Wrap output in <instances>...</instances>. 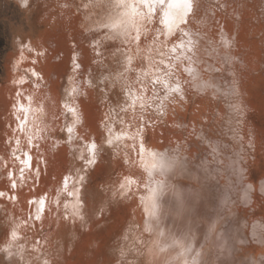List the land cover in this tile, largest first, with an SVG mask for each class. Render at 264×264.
Here are the masks:
<instances>
[{"label": "rangeland", "instance_id": "374dc122", "mask_svg": "<svg viewBox=\"0 0 264 264\" xmlns=\"http://www.w3.org/2000/svg\"><path fill=\"white\" fill-rule=\"evenodd\" d=\"M138 1V7H135L139 13L132 6L138 14L131 15V9L120 0H28L26 5L14 0H0V264H144L149 255L163 259L161 252H158L160 256L156 255L154 247L163 243L164 236L146 221L150 217L142 205V194L147 187L141 183L146 181L135 158L143 157L145 151L141 149L138 152L136 147L124 144L117 136L124 130L130 134L127 135L129 142L137 133V139L145 146L159 149L165 145L170 150L177 149L176 154L179 153L178 156L187 163L191 162V167L195 169V172L192 171L193 178L201 179L203 185L211 178L218 179L219 174L218 183L225 175V178L235 176L243 181L250 179L259 185L264 177V0H193V11L187 13L188 20L183 10L180 11L182 19L173 23L174 30H178L177 37L171 36L169 42H179L181 34L180 39L184 35L194 42V48L189 52L195 54L193 61L186 57V52L181 54L187 69L176 63L174 50L168 52L170 63H164L157 52L158 49L164 51L162 46L155 50L148 48L152 45L149 43L151 38H155V31L160 33L161 27L166 28V25L162 22L163 11L156 6L158 0L153 2L158 11L147 7L146 12ZM174 7L181 9L182 3ZM177 26L180 30L176 29ZM74 50L77 57L85 59L87 64L86 68L79 69L78 74L75 73L78 70L74 62L76 55L74 58L72 55ZM170 70L177 73L171 74ZM194 73L198 74L194 76ZM164 79L179 85L170 98L163 96ZM79 82L81 89L75 92L72 85ZM55 83V87L52 86ZM49 89L56 102L47 94ZM61 96L73 100L71 111L62 104ZM84 103L88 110L81 108ZM75 108L78 110L75 111ZM63 110L64 113H60ZM50 113L55 114L56 120H50L53 119L48 117ZM79 117L82 119L78 120ZM226 121L233 122L234 130L230 129L231 122L229 126ZM230 130L233 133L231 136V133L228 135ZM74 140L81 144L78 148H73L71 143ZM208 140L209 143L213 141L212 145L208 144ZM89 141L97 144L92 146L98 149L96 163L91 162L93 158L86 147ZM234 142L241 144L236 146ZM231 145L236 146H233L234 149L239 146L235 149L239 161L235 150L232 155ZM126 152H129L128 157ZM212 152L219 155L217 160ZM56 157L60 158L55 165ZM129 157L136 163H132ZM74 163L83 167L87 177L85 184L83 178H78L77 182L76 176L71 183L72 189L76 186L82 191L79 197L84 199L80 204L75 201V195L65 190L60 192L59 189L60 183L67 179L65 171L69 173ZM184 167L188 168V164ZM240 171L241 175L237 177L236 173ZM134 175L139 181L135 180L125 189L123 182L128 178L134 179ZM186 177L189 182L193 180ZM169 191L161 195L171 204L164 209L173 210L178 223L189 231H185L184 239L197 238L200 242L192 262L226 264V258L231 257L228 254L229 242L222 240L228 246L226 253L224 248L215 246L217 254H213L217 259L211 260V263V245L216 238L209 239L204 231L199 234L198 230L204 223L194 216L195 208L186 210L178 207L179 211L172 203L181 198L173 194L169 196ZM36 192L53 195V206L46 210L47 213L40 215L31 211L29 204L33 203ZM260 195L264 196V192L260 191ZM68 198L71 201L67 202ZM235 201L241 207H248L247 203L241 205L238 200ZM236 203L230 202L229 212L231 208L236 210ZM188 213L195 217L192 224L196 228L191 230H188L191 223L182 221ZM232 214L226 215V219ZM215 229L216 225L212 226V230ZM243 232L240 231V234ZM13 233H16L15 237ZM239 246L249 247L245 249L248 254L260 252L251 246L250 241L242 240L240 244L233 243V254H240ZM167 248L162 252H167ZM167 254L166 258L171 259L165 264H176V259Z\"/></svg>", "mask_w": 264, "mask_h": 264}, {"label": "bare ground", "instance_id": "6f19581e", "mask_svg": "<svg viewBox=\"0 0 264 264\" xmlns=\"http://www.w3.org/2000/svg\"><path fill=\"white\" fill-rule=\"evenodd\" d=\"M15 2H17V3H21V4H27V1L28 0H14ZM120 1H122V2H124V3H126L127 4V6L131 9V12H129V13H131V15H132V13H135V11L138 9L137 7V0H120ZM139 1H141V0H139ZM138 1V2H139ZM153 2H155V0H151V3L150 4H146V3H140V5L142 6V8H143V10H144V12H146V8L147 7H150V9H152V11H154V10H156V11H158V8L156 9L155 8V3H153ZM180 2V0H163V3L164 4H162V3H160L159 2V0L157 1V3H156V6H159L160 7V9L163 11V13H162V18H163V24L164 25H166V28H163V27H161L162 29H161V31H160V33H158V32H156V31H158V30H154L155 31V38L153 37V38H151V40H150V42L149 43H152V45L150 44V46L148 45V48L150 49V50H155V48L157 47H159V48H161V46L163 47V50L164 51H162V50H160V49H158V51L157 52H159L160 54H161V58H163L162 60L164 61V63L166 62V63H170L169 62V60L167 59V57L169 56L168 54L170 53V52H172V51H170V50H174L175 52H173V54L176 56V63H179V65L181 66V68L183 67V68H186L187 69V64H186V62L181 58L182 57V53H184V52H186L187 54H186V57L187 58H189L190 59V61H193L194 60V57L193 56H195V54L194 55H191V53H189V52H191V50H193V48H194V42L190 39V38H186V36H182L181 37V39H180V36L182 35H179L178 36V39H179V42H175V43H170L169 42V39L171 38V36L173 37V35H175L176 34V32L178 33V30H174V26H173V23L175 22V21H177L179 18H181V17H183V15H182V13H180V11H182L183 10V5H182V8L181 9H177L176 7H174L175 5H177L178 3ZM110 3V2H109ZM209 3V2H208ZM200 4V3H199ZM108 6H109V4H108ZM134 7V8H136L135 9V11H134V8H133V10H132V8L131 7ZM135 6H137V7H135ZM101 7V6H100ZM127 7V8H128ZM127 8H126V10H127ZM141 8V9H142ZM102 9V8H101ZM149 9V8H148ZM112 10V9H111ZM125 10V11H126ZM124 11V10H123ZM122 11V12H123ZM138 11V10H137ZM141 11V10H140ZM193 11V10H192ZM110 12V11H109ZM150 12V11H149ZM138 13H139V11H138ZM138 13H135V14H138ZM148 13V12H147ZM153 13V12H152ZM115 14V13H114ZM123 14V13H122ZM134 14V15H135ZM150 14H151V12H150ZM129 15V14H128ZM127 15V16H128ZM133 15V16H134ZM147 15V14H146ZM198 15V14H197ZM124 16V15H123ZM132 16V17H133ZM150 16V15H149ZM153 16H155L154 15V13H153ZM103 17V16H102ZM129 18H130V16H128ZM131 17V18H132ZM146 17H148V15L146 16ZM105 18V17H104ZM129 18H128V20H129ZM153 18V17H152ZM124 19V18H123ZM145 19V18H144ZM182 19V18H181ZM186 19L188 20V14H186ZM55 20V19H54ZM120 20V18H118V21ZM116 21V20H115ZM114 21V22H115ZM239 21V20H238ZM90 22V21H89ZM88 22V23H89ZM112 22V21H111ZM126 22V21H125ZM124 22V23H125ZM148 22V21H147ZM110 23V22H109ZM121 23V22H120ZM123 23V24H124ZM122 24V23H121ZM120 24V25H121ZM129 24H131V23H129ZM136 24V23H135ZM134 25V24H133ZM152 25V24H151ZM163 25V26H164ZM131 26V25H130ZM162 26V25H161ZM143 27V26H142ZM180 27V26H179ZM179 27L177 26L176 27V29H179ZM184 26H182V28H183ZM125 28V27H124ZM136 28V27H135ZM148 28V27H147ZM146 28V29H147ZM150 28H154V27H150ZM157 28V27H156ZM155 28V29H156ZM127 29V28H126ZM184 30L186 29L185 27L183 28ZM132 30V29H131ZM148 30V29H147ZM160 30V29H159ZM180 30V29H179ZM150 31V30H149ZM154 31H153V34H154ZM150 32H152V31H150ZM188 33V32H187ZM176 36V35H175ZM174 36V37H175ZM177 37V36H176ZM197 39V38H196ZM206 39V38H205ZM77 40V39H76ZM198 40V39H197ZM147 41V40H146ZM174 41V40H173ZM30 42V41H29ZM34 44V43H33ZM214 44H215V42H214ZM39 45V44H38ZM75 45V44H74ZM224 46H226V45H224ZM145 49V48H144ZM165 49H166V51L167 52H165ZM34 50V49H33ZM70 50V49H69ZM53 51V50H52ZM77 51V50H76ZM162 51V52H161ZM78 52V51H77ZM80 52V51H79ZM169 52V53H168ZM72 53H74V54H72V55H74L73 56V58L75 57V55H76V53H75V50H74V52L72 51ZM158 53V54H159ZM159 54V55H160ZM242 54V53H241ZM184 55V54H183ZM39 56V55H38ZM76 57H77V55H76ZM75 57V59H74V62L76 63V66H78V70L75 72V73H77L78 74V72H79V69L80 68H86L87 67V64H86V62H85V59L84 60H82V59H80V58H76ZM97 57V56H96ZM230 57V56H229ZM73 58H71V59H73ZM211 58V57H210ZM23 60V59H22ZM26 60V59H25ZM45 61H46V59H45ZM54 62V61H53ZM57 62V61H56ZM143 62V61H142ZM141 62V63H142ZM59 63V62H58ZM74 63V64H75ZM150 63L151 62H149V65H150ZM72 64H73V61H72ZM139 64H140V61H139ZM144 64V63H143ZM143 64H141L142 66H143ZM59 65V64H58ZM141 65H139L140 67H141ZM145 65V64H144ZM152 65V64H151ZM150 65V66H151ZM179 65H178V67H179ZM190 65V64H189ZM188 65V66H189ZM34 66V65H33ZM154 66V65H153ZM193 66V65H192ZM168 67V66H167ZM224 67V66H223ZM232 67V66H231ZM32 68V67H31ZM158 68V67H157ZM173 68H175V67H173ZM190 68V67H189ZM192 68V67H191ZM190 68V69H191ZM195 68V67H194ZM33 69V68H32ZM139 69V68H138ZM141 69V71L142 70H144L142 67L140 68ZM224 69V68H223ZM65 70V69H64ZM76 70V69H75ZM81 70H83V69H81ZM158 70V69H157ZM174 70V69H173ZM173 70H170L171 71V74H176L177 72H174ZM197 70V69H196ZM203 70V69H202ZM33 71V70H32ZM152 71H154L153 69H152ZM192 71V70H191ZM28 72V71H27ZM36 72V71H35ZM45 72V71H44ZM50 72V71H49ZM83 72V71H82ZM143 72V71H142ZM141 72V73H142ZM198 72V71H197ZM105 73V72H104ZM193 73V72H192ZM191 73V74H192ZM200 73V72H199ZM207 73V72H206ZM226 73V72H225ZM27 74H29V73H27ZM45 74V73H44ZM48 74H50V73H48ZM48 74H46L47 76H48ZM58 74V73H57ZM72 74V73H71ZM143 74H145L144 72H143ZM196 74H198V73H196ZM196 74L194 73V76H196ZM45 75V76H46ZM52 75V74H51ZM59 75V74H58ZM36 76V75H35ZM89 76V75H88ZM99 76V75H98ZM161 76V75H160ZM159 76V77H160ZM200 76V75H199ZM37 77H39V76H37ZM75 77V76H74ZM162 77V76H161ZM44 78V77H43ZM73 78V77H72ZM142 78V77H141ZM140 78V79H141ZM167 78V77H166ZM171 78V77H170ZM51 79V78H50ZM89 79V78H88ZM196 79V78H195ZM194 79V80H195ZM56 80V79H55ZM59 80V79H58ZM166 79H164V81H162V82H164V89H163V96L164 97H167V98H170L171 96H173L175 93H176V91L178 90V87H179V85L176 83V82H174V81H171V80H166ZM173 80V79H172ZM198 80H199V78H198ZM50 81V80H49ZM52 81H53V79H52ZM61 81V80H60ZM76 81V80H75ZM145 81V80H144ZM197 81V80H196ZM63 82V81H62ZM64 82H65V80H64ZM64 82L62 83V84H64ZM93 82V81H92ZM47 83V82H46ZM45 83V84H46ZM49 83V82H48ZM58 83H59V81H58ZM198 83V82H197ZM202 83V82H201ZM207 83H208V81H207ZM57 83H55V84H53L52 86H54V85H56ZM67 84V83H66ZM70 84V83H69ZM183 84V83H182ZM39 85V84H38ZM47 85V84H46ZM68 85V84H67ZM71 85V84H70ZM70 85H69V87H70ZM81 84H80V82H79V84H73L72 86H74L73 88L76 90L75 92H79V90L81 89V86H80ZM199 85H201V84H199ZM210 85V84H209ZM208 85V86H209ZM247 85V84H246ZM49 87L51 86V83H50V85H48ZM71 86V87H72ZM221 86V85H220ZM55 87V86H54ZM58 87V86H57ZM68 87V86H67ZM200 87V86H199ZM53 88V87H52ZM59 88V87H58ZM61 88V87H60ZM221 88V87H220ZM41 89V88H40ZM56 89L57 88H55V91H56ZM137 89V88H136ZM52 90V89H51ZM60 90H62V89H60ZM69 90H71V88H69ZM69 90H67V91H69ZM24 91V90H23ZM39 91V90H38ZM42 92H43V90H41ZM53 91V90H52ZM220 91V90H219ZM225 91V90H224ZM65 92V91H64ZM87 92V91H86ZM235 92V91H234ZM239 92V91H238ZM14 93V92H13ZM67 93V92H66ZM70 93V92H69ZM88 93V92H87ZM18 94H20V92L18 93ZM23 94V93H22ZM30 94V93H29ZM39 94V93H38ZM43 94V93H42ZM48 95L50 94L51 96H50V98H51V100L52 101H54V102H56L57 100L52 96V94H51V92H50V89H49V91H48V93H47ZM46 94V95H47ZM76 94H78V93H76ZM83 94V93H82ZM220 94H221V92H220ZM232 94V93H231ZM23 95H25V92H24V94ZM57 96H58V94H56ZM63 95V94H62ZM69 95H71V94H69ZM74 95H75V93H74ZM22 96V95H21ZM21 96H20V98H21ZM41 96V95H40ZM43 96V95H42ZM59 96H60V94H59ZM137 96V95H136ZM16 97V96H15ZM23 97V96H22ZM25 97V96H24ZM28 97H29V95H28ZM61 97H63L62 98V104H64V106L66 105V107L68 106L69 108V110L71 111L73 108H74V103H73V100L71 101L70 99H66V98H64V97H67V96H61ZM61 97H60V99H61ZM72 97H74L73 95H72ZM78 97V96H77ZM148 97V96H147ZM26 99H27V97H26ZM72 99V98H71ZM235 99H238V97H236ZM19 100V99H18ZM45 100H47V98H45ZM44 100V101H45ZM51 100H49V103H50V101ZM8 101H10V100H8ZM12 101V100H11ZM24 101V100H23ZM22 101V102H23ZM26 101V100H25ZM48 101V100H47ZM58 101H60L59 99H58ZM76 101V100H75ZM189 101V100H188ZM15 102V101H14ZM21 102V101H20ZM142 102V101H141ZM10 103V102H9ZM52 103V102H51ZM51 103H50V106H51ZM222 103V102H221ZM230 103V102H229ZM23 104V103H22ZM45 104V103H44ZM58 104H59V102H58ZM62 104H60V105H62ZM201 104V103H200ZM228 104V103H227ZM234 104V103H233ZM244 104V103H243ZM19 106H23V105H20L19 104ZM42 106H44L43 105V102H42ZM53 106H55V105H53ZM63 106V105H62ZM222 106V105H221ZM228 106L229 105H227V107H226V110H227V108H228ZM234 106V105H233ZM17 107H18V105H17ZM58 107H60L59 105H58ZM232 107V106H231ZM231 107H229L230 109H231ZM13 108V107H12ZM46 108V107H45ZM56 109H57V107H55ZM80 108V107H79ZM81 108H83L84 110H88L89 109V107H87L86 105H85V103H84V105L82 104V107ZM215 108V107H214ZM222 108V107H221ZM58 109H60V108H58ZM208 109V108H207ZM225 109V108H224ZM15 110H16V108H15ZM23 110V109H22ZM49 110V109H48ZM61 110V109H60ZM78 110V108L76 109L75 108V111H77ZM83 110V111H84ZM232 110H233V108H232ZM238 108H237V110H236V112H238ZM18 111V110H17ZM21 111V110H20ZM52 111V110H51ZM81 111V110H80ZM225 111V110H224ZM230 111L231 110H229V113H230ZM6 112V111H5ZM48 112V111H47ZM58 112V111H57ZM226 112V116H227V111H225ZM240 112V111H239ZM18 114H20L19 112H17ZM23 113V111L21 112V114ZM46 113V112H45ZM60 113H64V110H63V112H60ZM66 113H67V111H66ZM187 113V112H186ZM220 113V112H219ZM232 113H234V112H232ZM41 114V113H40ZM51 114V113H50ZM221 114H222V117H223V115H224V113L221 111ZM237 114V113H236ZM235 114V116H237ZM62 115V114H61ZM66 115V114H65ZM209 115V114H208ZM230 115H232V114H230ZM54 116H55V114H51L50 116H48V117H53V119H50V120H56L55 118H54ZM245 116V115H244ZM231 117V116H230ZM189 118V117H188ZM203 118V117H202ZM225 118V115H224V117H223V119ZM228 118H229V116H228ZM227 118V119H228ZM232 118V117H231ZM239 118H240V116H239ZM242 118H244V117H242ZM242 118H240V119H242ZM69 119V118H68ZM68 119H66V120H68ZM80 119H82V118H78V120H80ZM235 119V118H234ZM245 119V118H244ZM192 120V119H191ZM212 120V119H211ZM231 120V119H230ZM237 120H239V119H237ZM236 120V121H237ZM15 121V120H14ZM199 121V120H198ZM204 121H206V120H204ZM232 121V120H231ZM230 121V122H231ZM235 121V120H234ZM235 121V122H236ZM47 122H48V120H47ZM104 122V121H103ZM227 122V121H226ZM230 122H227L228 124L230 123ZM235 122H234V124H235ZM51 122L49 121V124H50ZM55 123V122H54ZM68 123V122H67ZM203 124L205 123V122H202ZM215 123V122H214ZM232 123L233 122H231V126H230V124H229V126H230V129L232 128V127H234V126H232ZM237 124H238V122H236ZM208 124H209V122H208ZM211 124V123H210ZM219 124V123H218ZM233 124V125H234ZM46 125H47V123H46ZM194 125V124H193ZM212 125V124H211ZM48 126V125H47ZM46 126V127H47ZM94 126V124L92 123V127ZM107 126V125H106ZM238 126H239V124H238ZM65 127H66V125H65ZM223 127V126H222ZM225 127H227V126H225ZM225 127H223V128H225ZM236 127V126H235ZM29 128V127H28ZM27 128V130H29ZM67 128L69 129V127H68V125H67ZM106 128V127H105ZM129 129V128H128ZM206 129H207V127H206ZM205 129V130H206ZM65 130V129H64ZM214 130V129H213ZM226 129H224V131H225ZM232 130H234L233 128H232ZM232 130H230L229 131V133H228V135L230 134V136L233 134L232 133ZM130 131V130H129ZM221 131V130H220ZM45 132V131H44ZM52 132V131H51ZM121 132V131H120ZM216 132V131H215ZM234 132V131H233ZM235 132H236V130H235ZM234 132V133H235ZM243 132V131H242ZM27 133H28V131H27ZM47 133H50V132H47ZM66 133V132H65ZM224 133V132H223ZM52 134V133H51ZM112 134V133H111ZM110 134V135H111ZM137 134V133H136ZM136 134H135V137L132 139V137H131V142H129L128 141V139H129V137L127 136V135H130L129 133L127 134V132H125V130H124V132H121V133H117V136H118V138H120V140L124 143V144H126V145H128V146H130V147H136V149H137V151L139 152V150H143V151H145V154H144V156L142 157L141 156V158L139 157V156H137L136 158H135V160H136V162H137V164H140V166H141V174H142V177L145 179V181L146 182H141V183H143L144 185H145V187H147V191L145 190L144 192H143V196H144V198H143V203H142V205H144V207L146 208V212H147V216H149L150 218H149V220L147 219L146 221H148L149 222V224L151 223V226H152V228H153V230H155L156 232H159V234L161 235V234H163L162 236H164L163 237V243L161 242V240H160V244L157 246V247H154L155 248V253H160L161 254V256L163 257V259L162 260H158V258H156L154 255H149V256H147L146 258H145V260H144V264H165V262L167 261V262H170V257H167L166 258V256H168V254L166 255V253H169V255L173 258V259H176L175 261H177L176 262V264H195V263H193L192 262V259H193V255H194V252L196 251V250H198V243H200L199 242V240L197 239V238H188L187 240L186 239H184V237H186V233H185V231H186V227L183 225V226H181L182 224H179L178 223V220H177V218L175 217V212H172L173 210H166V209H164V206H166V205H169V207H170V205L171 204H169L170 203V201H168V199L166 200L163 196H162V198H164V199H162L161 198V195H164V193H165V191L166 190H169L170 189V195H169V193H168V195L169 196H171V194H173L174 196H176L178 199H180V201H176L175 200V202L173 201V203H172V200H171V203L173 204V205H176L177 206V208L178 207H181V208H185L186 210L188 209V210H192V208L194 207L195 208V214H194V216L196 217V218H198L199 220H201L203 223H204V225H203V227H201L199 230H198V232H199V234L202 232V234H203V231L204 232H206L208 235H207V237H209V239H211V238H213L214 239V237L216 238L215 239V241H214V245H213V243H212V245H211V247H213L212 248V250H211V254H210V256H209V258H210V261L211 260H213V259H217V258H215V256H216V254H217V251L215 252V250L214 249H216L215 248V246L217 245L218 247H221V248H227L228 246L230 247V251H229V253L228 254H230L231 255V257L230 256H227V257H230L229 259L228 258H226L228 261H227V263L226 264H264V215H261V211H263L264 212V204H262V201L264 202V196H261L260 195V191H263L264 192V177L263 178H261V180H260V182H259V185L258 184H256V183H254V182H252L250 179L249 180H247V181H243V179L242 178H235V176H233L234 178H230V177H228V178H225L226 176L224 175V177L222 176V180L221 181H219V183H218V180H219V177H221V174H219L220 176L218 177V179L217 178H215V179H213V178H209L212 182H210V180L207 182V183H205V181H204V185L202 184V182H201V179L200 180H197V178L195 179V178H193V176H192V171H194L195 172V169H193L192 167H191V162H188L187 163V161H184L183 160V157H179L178 156V154H176V152L175 151H177V149L175 150V151H173L172 149V151L169 149V148H167L165 145H162L159 149H156L155 148V146L154 147H148V146H145V145H143V143H141V142H139V140L137 139V137H136ZM210 134V133H209ZM214 134V133H213ZM218 134V133H217ZM247 134V133H246ZM138 135V134H137ZM235 135H236V133H235ZM243 135V134H242ZM217 136V135H216ZM227 136V135H226ZM101 137V136H100ZM225 137V136H224ZM233 137H234V135H233ZM244 138H245V136H243ZM205 138V137H204ZM228 138V137H227ZM236 138V137H235ZM71 139H72V135H71ZM206 139H207V137H206ZM209 139V138H208ZM210 139H212V138H210ZM243 139V138H242ZM193 140V139H192ZM225 140V139H224ZM230 140V139H229ZM236 140V139H235ZM241 140V139H240ZM240 140H237V141H239L240 142ZM109 141H110V143L111 144H114V141L111 139V138H109ZM206 141V140H205ZM219 141V140H218ZM232 141V140H231ZM255 141V140H254ZM48 142V141H47ZM79 142V141H78ZM77 141H72V146H74L73 148H78V146H80L81 144V142L79 143L80 145H78L77 143H78ZM90 142V141H89ZM88 142V143H89ZM120 142V141H119ZM196 142V141H195ZM207 142V141H206ZM212 140H211V143H209V140H208V144H210V145H212ZM215 142V141H214ZM239 142H234V144H236V146L237 145H239V144H241L242 143V141H241V143H239ZM118 143V142H117ZM237 143H239V144H237ZM96 145L97 146V144H95V141H94V143H89L88 144V146H86L87 147V149H88V153L90 152V154H91V157L93 158L92 160H91V162L92 163H96V161H97V159H98V155H97V153H98V149L96 148V147H92V146H94V145ZM204 144V143H203ZM216 143H214V145H215ZM243 144V143H242ZM220 145H222L221 143H220ZM219 145V146H220ZM83 147H84V144L82 145ZM127 146V147H128ZM226 146V145H225ZM234 147H236L235 145H233ZM233 146L231 145V147L233 148ZM240 146V145H239ZM238 146V147H239ZM243 146V145H242ZM178 147V146H177ZM176 147V148H177ZM181 147V146H180ZM207 147V146H206ZM211 147H213V146H211ZM228 147V146H227ZM238 147L237 148H235V149H238ZM81 148V147H80ZM78 149L79 150V152H80V150L81 149ZM182 148V147H181ZM184 148V147H183ZM182 148V149H183ZM191 148V147H190ZM222 148V147H221ZM86 149V148H85ZM133 149V148H132ZM132 149H131V151H132ZM182 149H180V150H182ZM215 149H217V148H215ZM229 149V148H228ZM234 148L232 149L233 150V153H232V155L233 154H235L234 153V150H235ZM243 149H244V147H243ZM250 149V148H249ZM75 150H77V149H75ZM180 150H178V151H180ZM193 150V149H192ZM208 150V149H207ZM222 152L224 151L223 149H220ZM231 150V149H230ZM61 151V150H60ZM87 151V150H86ZM126 151V150H125ZM129 151V150H128ZM142 151V152H143ZM197 151V150H196ZM203 151V150H202ZM210 151V150H209ZM211 151H213L212 149H211ZM210 151V152H211ZM219 151V150H218ZM236 151V158L238 157V151L237 150H235ZM239 151H240V149H239ZM130 152V151H129ZM129 152L126 154V156L128 157L129 156ZM181 152H183V150L181 151ZM216 152V151H215ZM215 152H212V153H214V154H216ZM228 152V151H227ZM231 152V151H230ZM230 152H228V153H230ZM134 153V151L132 152V154ZM141 153V152H140ZM140 153L138 154V155H140ZM184 153V152H183ZM224 153V152H223ZM137 154V153H136ZM185 154V153H184ZM184 154H183V156H184ZM214 154H211V155H213V157H214ZM225 154V153H224ZM231 154V153H230ZM238 154V155H237ZM124 155V154H123ZM142 155V154H141ZM228 155V154H227ZM80 156V155H79ZM79 156H78V159H79ZM186 156V155H185ZM216 156L217 157H215L216 158V160L219 158V155H217L216 154ZM223 156V155H222ZM131 157H133V155L131 156ZM131 157H129V158H131ZM135 157V156H134ZM133 157V158H134ZM221 157V156H220ZM58 158H60V157H56L55 158V165L58 163ZM129 158H127V159H129ZM133 158H131L130 160H132L131 162L133 163V162H135L134 161V159ZM235 158V157H234ZM240 158V157H239ZM248 158V157H247ZM126 159V158H125ZM222 159H223V157H222ZM227 159V158H226ZM238 159V158H237ZM249 159V158H248ZM90 160V159H89ZM129 160V161H130ZM141 160V161H140ZM195 160V159H194ZM211 160V159H210ZM215 160V159H214ZM223 160H225V159H223ZM234 160V159H233ZM241 160V159H240ZM243 160V159H242ZM60 161V160H59ZM237 161V160H236ZM238 161H239V159H238ZM90 162V161H89ZM135 162V163H136ZM241 162V161H240ZM247 162V161H246ZM60 163V162H59ZM188 164V168L187 167H184V166H186V164ZM216 163H218V162H216ZM220 163V162H219ZM232 163H234V162H232ZM242 163V165L244 164L243 163V161L241 162ZM89 164V163H88ZM209 164V163H208ZM213 164H214V162H213ZM235 164V163H234ZM52 165V164H51ZM217 165V164H216ZM219 165V164H218ZM233 165V164H232ZM238 165V164H237ZM235 166V165H234ZM85 167V166H84ZM135 167V166H134ZM239 167V166H238ZM245 167V166H244ZM243 167V168H244ZM58 168V167H57ZM241 167H239V170H241L240 169ZM223 169V168H222ZM231 169H233V168H231ZM51 170V169H50ZM53 170V169H52ZM51 170V171H52ZM137 170V169H136ZM191 170V171H190ZM232 171H234V170H232ZM66 173H65V176H66V180L65 181H67V182H65V181H63L64 183H60L61 185L59 186V185H57V186H59V189H60V192H62L63 190H65L68 194H73V195H75L74 196V199H76L75 201H77V202H79V204H80V202H82L83 201V199L84 198H80L79 196L80 195H82V191L81 190H79L80 188H77L76 189V186H74V188L72 189V185H71V183L73 184L74 183V181H75V176L77 177V182H78V180L79 179H81V178H83L84 179V184H85V180H87L86 178V175H85V171H84V169H83V167L80 165V164H78V163H74V164H72V167H71V169H70V171H69V173H68V171H65ZM197 172V171H196ZM49 173H50V171H49ZM180 173H181V176H180ZM235 173V172H234ZM241 173V171L239 172V173H236V175H237V177H239V175H241L240 174ZM196 174V173H195ZM243 174V173H242ZM52 175V174H51ZM160 175H162V176H160ZM182 175H185V176H182ZM197 175V174H196ZM223 175V174H222ZM136 175H134V176H132L134 179H130V178H128V177H126V178H128L129 180H132L130 183L128 182V181H126V182H128V183H126L125 181L123 182L125 185H123L124 187H125V189H128L129 188V186L128 185H132L134 182H135V180H138V178H136L135 177ZM177 176H178V178H177ZM179 176H180V178H179ZM186 176H188L189 178L191 177L192 179V181L191 182H189L186 178ZM217 176V175H216ZM244 177L245 176H247V174L246 175H243ZM181 177H186L185 179L183 178H181ZM79 178V179H78ZM165 178V179H164ZM223 178H225L224 180H223ZM205 179V178H204ZM221 179V178H220ZM44 181H45V179H43ZM89 180V179H88ZM139 181V180H138ZM46 183H47V180H46ZM46 183H45V185H46ZM122 185V184H121ZM136 185V184H135ZM18 186V185H17ZM78 186H79V184H78ZM251 186V187H250ZM5 187V186H4ZM81 187V186H80ZM3 188V187H2ZM130 188H131V186H130ZM122 189H123V187H122ZM232 189V190H231ZM74 190V191H73ZM124 190V189H123ZM149 190V191H148ZM134 191V190H133ZM112 192H115V191H112ZM149 192V193H148ZM84 194V193H83ZM150 194H152L151 196H150ZM15 196H16V194H14ZM68 196V195H67ZM153 196V197H152ZM169 196H167V197H169ZM62 197V196H61ZM134 197V196H133ZM63 198V197H62ZM170 198H172V197H170ZM173 198H175V197H173ZM176 199V198H175ZM127 200V199H126ZM134 200V199H133ZM235 200H238V202L241 204V205H243L244 203H247L248 204V207H241V206H239V204L238 203H236L237 201H235ZM24 202L23 203H25V200H23ZM63 201V200H62ZM69 201H71V199L70 198H68L67 199V202H69ZM53 202H54V198H53V195L52 196H50V195H46L45 193H43V192H36L35 194H34V197H33V203L32 204H29L30 206H31V211L33 212H36L37 214H42L43 212H46L47 213V211L46 210H49V208L51 209L52 208V206H53ZM57 202V201H56ZM76 202V203H77ZM230 202H235L236 203V210H232V208H231V211L230 212H232L233 214V216L231 217H229V219H226V215H227V217L230 215V212H229V209H230ZM22 203V204H23ZM75 203V202H74ZM130 203V202H129ZM56 204V203H55ZM78 204V203H77ZM233 204V203H232ZM72 205H73V202H72ZM133 205V204H132ZM245 205V204H244ZM137 206V205H136ZM76 207V206H75ZM74 207V208H75ZM175 207V206H174ZM166 208V207H165ZM168 208V207H167ZM72 209V208H71ZM179 209V211H180V208H178ZM51 211V210H50ZM50 211L48 212V214H49V216H50ZM54 213V212H53ZM153 213V214H152ZM190 213V212H189ZM189 213H188V215H186L185 217H184V219H182V221L186 224V222L187 221H189V223H191L190 224V226L188 227V230H191V229H193V228H196V227H194L195 226V224H192V220H193V218H195L192 214L191 215H189ZM47 214V215H48ZM177 214V213H176ZM187 214V213H186ZM44 215H45V213H44ZM181 215V214H180ZM49 216H47V218L49 217ZM146 217V216H145ZM17 218H18V215H17ZM36 218V217H35ZM46 218V217H45ZM148 218V217H147ZM13 220V219H12ZM43 221V220H42ZM55 221V220H54ZM60 221V220H59ZM20 222V221H19ZM18 222V223H19ZM24 223V222H23ZM55 223V222H54ZM11 224H13V223H11ZM17 224V223H16ZM16 224H15V226H16ZM35 225H36V222L34 223ZM45 224H46V222H45ZM18 225V224H17ZM21 225V224H20ZM55 225V224H54ZM214 225H216V229L215 230H212V226H214ZM19 226V225H18ZM37 226V225H36ZM14 227V226H13ZM20 228V227H19ZM21 228H22V226H21ZM22 229H24V228H22ZM214 229V228H213ZM240 231H244L242 234H240ZM187 233L189 232V231H186ZM16 234V233H15ZM157 234V233H156ZM209 234H210V236H209ZM44 235V234H43ZM16 236V235H15ZM59 236V235H58ZM193 236V235H192ZM192 236H190V237H192ZM199 236V235H198ZM201 236V235H200ZM45 237V236H44ZM218 237H220V238H218ZM200 239V238H199ZM212 239V240H213ZM41 240V239H40ZM222 240L224 241H228L229 243H228V246H225L224 245V243L222 242ZM242 240H248V241H250V243H251V246H253V247H256V250H260V252H258V253H256V254H248L247 252H246V250L249 248H247L246 249V247H238V248H241V250L239 251L240 252V254L238 255V254H233V248L234 247H232L233 246V243H238L239 242V244L240 243H242ZM201 241V240H200ZM234 241V242H233ZM208 242V241H207ZM206 242V243H207ZM253 242L255 243V244H253ZM137 244V243H136ZM256 244H261V245H263V246H259V245H256ZM151 245V244H150ZM155 245V244H154ZM203 245V244H202ZM205 245H207V244H205ZM245 245V244H244ZM47 246V245H46ZM152 246V245H151ZM216 246V247H217ZM236 246V245H235ZM238 246V245H237ZM246 246V245H245ZM250 246V247H251ZM43 247V246H42ZM167 247H169V248H167ZM187 247H189L188 248V250H186V248ZM263 247V248H262ZM43 248H45V247H43ZM151 248V247H150ZM166 248L168 249V251L166 252L165 251V253L164 252H162L164 249L166 250ZM218 249V248H217ZM220 249V248H219ZM246 249V250H245ZM250 249V248H249ZM253 248H251V250H252ZM157 251V252H156ZM222 251V250H221ZM242 251V252H241ZM43 252V251H42ZM200 252V251H199ZM216 253V254H213V253ZM218 252H220L219 250H218ZM224 253H226V249L223 251ZM156 254V255H159L160 256V254ZM223 253V254H224ZM42 254V253H41ZM219 254V253H218ZM222 256V255H221ZM178 257V258H177ZM194 257H195V255H194ZM217 257H218V255H217ZM40 258V260L42 261V257H39ZM52 258V257H51ZM116 258V257H115ZM44 259V258H43ZM220 259V258H219ZM223 259V258H222ZM222 259H220L221 261H222ZM223 260H225V259H223ZM134 261V260H133ZM172 261V260H171ZM218 260H216V262H217ZM203 262V261H202ZM224 262H226V260L224 261ZM140 263H142V262H140ZM206 263V262H205ZM204 263V264H205ZM211 263H212V261H211ZM215 263V262H214ZM218 263H219V261H218ZM54 264V263H53ZM172 264V263H171ZM210 264V263H209ZM219 264H224V263H222V262H220Z\"/></svg>", "mask_w": 264, "mask_h": 264}, {"label": "snow or ice", "instance_id": "6c2138e0", "mask_svg": "<svg viewBox=\"0 0 264 264\" xmlns=\"http://www.w3.org/2000/svg\"><path fill=\"white\" fill-rule=\"evenodd\" d=\"M142 3L150 4L151 0H141ZM160 3H163V0H159ZM183 5V12L187 14L193 10V0H180ZM15 233H13V237H15Z\"/></svg>", "mask_w": 264, "mask_h": 264}]
</instances>
